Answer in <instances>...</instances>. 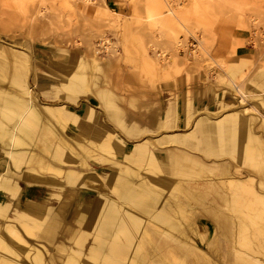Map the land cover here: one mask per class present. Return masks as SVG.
I'll return each mask as SVG.
<instances>
[{"label":"rangeland","instance_id":"rangeland-1","mask_svg":"<svg viewBox=\"0 0 264 264\" xmlns=\"http://www.w3.org/2000/svg\"><path fill=\"white\" fill-rule=\"evenodd\" d=\"M106 2L0 0V264H264V0Z\"/></svg>","mask_w":264,"mask_h":264},{"label":"built area","instance_id":"built-area-1","mask_svg":"<svg viewBox=\"0 0 264 264\" xmlns=\"http://www.w3.org/2000/svg\"><path fill=\"white\" fill-rule=\"evenodd\" d=\"M86 3H92L96 2L97 0H80ZM200 34L197 33L196 35H191L187 41H185L183 38L177 42L176 48L178 49V52L188 54V55H193V53L196 51V48L198 47L199 44V38ZM99 50L103 53H108L110 50L108 42H100L98 46ZM158 55H162V52H159ZM162 57H168L167 53H164Z\"/></svg>","mask_w":264,"mask_h":264},{"label":"bare ground","instance_id":"bare-ground-1","mask_svg":"<svg viewBox=\"0 0 264 264\" xmlns=\"http://www.w3.org/2000/svg\"><path fill=\"white\" fill-rule=\"evenodd\" d=\"M72 1V0H71ZM16 129L18 130V131H25L24 129H22L21 127H16ZM16 130V131H17ZM16 131H13V130H9V131H7L6 133H7V135L9 136V144H10V146H11V144L12 145H18L19 144V142L21 141V138L17 135V132ZM2 134V136H4V134L5 133H1ZM12 229V228H11ZM10 231H12V234H14V236L15 237H17L18 239H21L20 238V236H19V234L16 232V230L15 229H12V230H10ZM34 257H35V259L37 260V262H39V263H41L42 262V253H41V251L40 250H38L37 252H35V255H34Z\"/></svg>","mask_w":264,"mask_h":264},{"label":"crops","instance_id":"crops-1","mask_svg":"<svg viewBox=\"0 0 264 264\" xmlns=\"http://www.w3.org/2000/svg\"><path fill=\"white\" fill-rule=\"evenodd\" d=\"M117 3H118V0H107V2H106V4L108 5V7L111 9L112 8V6L113 5H117ZM190 37V36H189ZM250 48H246V49H237V52H238V54H239V52H242L241 54L242 55H248L249 53H250ZM89 78H87V80H88ZM85 80H86V78H85ZM81 86V85H80ZM92 99L93 97H89V99ZM94 99V98H93ZM30 111H31V109H30ZM16 127H21L22 129H24V127H25V124H23L22 123V121H20L19 123H18V121H16L15 123H14V125L12 126V128H11V130H13V131H16L17 129H16ZM10 130V129H9ZM5 132H7V131H3V132H1V133H5ZM16 132H18V130L16 131ZM9 141V140H8ZM8 144H9V142H8ZM12 153V152H11ZM7 212H6V210H3V209H1L0 208V215L1 216H4V217H6L7 215Z\"/></svg>","mask_w":264,"mask_h":264}]
</instances>
